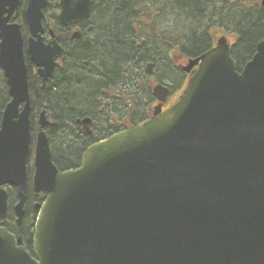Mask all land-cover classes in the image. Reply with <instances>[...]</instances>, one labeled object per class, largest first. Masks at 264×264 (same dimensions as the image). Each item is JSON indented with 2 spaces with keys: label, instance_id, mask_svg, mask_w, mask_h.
Wrapping results in <instances>:
<instances>
[{
  "label": "water",
  "instance_id": "obj_1",
  "mask_svg": "<svg viewBox=\"0 0 264 264\" xmlns=\"http://www.w3.org/2000/svg\"><path fill=\"white\" fill-rule=\"evenodd\" d=\"M48 4L29 0L26 44L20 0H0V68L10 95L0 124V223L6 187L17 189L19 224L30 187L26 56L45 86L63 53L53 32L44 42ZM60 9L63 26L78 24L90 18L91 0H61ZM196 66L168 112L160 114L169 88L158 85L157 117L92 145L78 169L55 164L41 113L31 187L44 202L33 255L0 226V264H264V40L241 72L225 36L185 71Z\"/></svg>",
  "mask_w": 264,
  "mask_h": 264
},
{
  "label": "trees",
  "instance_id": "obj_2",
  "mask_svg": "<svg viewBox=\"0 0 264 264\" xmlns=\"http://www.w3.org/2000/svg\"><path fill=\"white\" fill-rule=\"evenodd\" d=\"M20 1L17 22L26 40L29 29L25 10L29 0ZM260 3L261 0H111L103 17L97 19V0H94L91 18L85 26L91 29L88 39L73 42L68 47L65 45L64 60L56 67L44 88L27 57L33 143L28 164L30 193L25 207L27 218H32L24 219L23 228L26 220L27 224L34 221L35 215L32 208L37 197L31 182L34 141L42 109H47L55 124L48 129L54 162L59 170L67 171L79 164L90 145L85 143L86 140L75 143L72 137L70 142L68 139L72 128L68 126L74 119L92 113L95 98L104 86L114 84L118 96H123L124 103H127L122 94L124 86L130 80L136 82L139 79L144 65L154 62L157 52L161 54L164 50L171 59L179 53L182 58L194 59L208 51L215 36L221 32L235 37L232 51L242 68L255 54L258 42L264 40V7ZM59 12V0H50L44 26L52 29L58 39H63L64 27L58 19ZM171 17L175 20V25H172L175 30L166 29V25L164 27L163 22L172 21L168 19ZM61 43L65 44L63 41ZM143 43L147 45L143 46ZM9 101V88L0 68V124ZM59 131H62V135ZM58 136L57 149L53 140L58 141ZM6 189L9 210L13 215L18 202L17 189L11 186ZM24 237H28V234Z\"/></svg>",
  "mask_w": 264,
  "mask_h": 264
},
{
  "label": "flooded vegetation",
  "instance_id": "obj_3",
  "mask_svg": "<svg viewBox=\"0 0 264 264\" xmlns=\"http://www.w3.org/2000/svg\"><path fill=\"white\" fill-rule=\"evenodd\" d=\"M60 1L61 0H59V6H60ZM93 1L94 0H91V13H92V8H93ZM109 1H111V0H97V19H100L101 17H103ZM49 4H50V0H49ZM49 4H48V6H49ZM20 5H21V1H20ZM19 8H20V6H19ZM47 8H46V10H47ZM143 9H147V7H143ZM46 10H45V12H46ZM18 14H19V10H18ZM59 14H60V12H59ZM90 18H91V15H90ZM89 19H87L83 22H80L78 24H70L68 26H63L60 23L62 25V27H64L62 30V34L64 36L63 39H61V38L58 39L55 32L52 29L48 30L44 26V28H45V34L43 36L44 42L48 43L53 39L51 36V33L53 32L54 36H55L54 38L57 40V42L63 48L62 56L56 59V64H57L56 67L58 65H60L64 60L65 50H66L65 45H67V47H68L69 44H73V42L88 39V33L91 32V29H89L88 27H85V26H86V22ZM16 21H17V19H16ZM44 21H45V18H44ZM44 21H43V25H44ZM75 33H77L78 35L74 36ZM29 37H30V32H29V36L25 40L26 44L28 42ZM61 41L65 42V44L63 45V43H61ZM217 41L218 40H216V39L213 41L212 46L210 47L209 50H211L213 47H215V45L217 44ZM143 46H146V43H143ZM232 48H233V46H232ZM25 51H26V47H25ZM178 55L179 56H177L175 58L176 61L174 60L173 65L176 67V69L180 73V76L182 77V81L181 80L179 81L180 83L177 87H174L172 85L171 86L166 85L165 83L158 82V81L155 83V85L153 87H150V84H148V77L149 76H145L144 71L141 70V72H140L141 74L138 73L140 77H139V79L136 80V82L133 79V80H130L131 83L129 82L128 84H126L124 86V88L122 90V94H124L126 99L128 100L127 103H124L123 97L118 96L119 92H118V90H116V88H114V84L110 85V86H104V88L101 89V91L98 93V95L95 98V102H94L95 106H94L92 113L90 115H85L83 117L74 119V121H72L70 127L68 126V128H72V132L69 134L71 135V137H73V140H75V139H77V141L86 140L85 143H89L90 144L89 147H90V146H92V145H94V144H96L102 140L110 138L111 136H113L115 134L127 131L131 128L142 126L146 122L157 117V116H155L156 115L155 112H156L160 102L154 96L153 91H154V88L158 85L167 86L169 88V91H170L169 97H168L167 101L162 104V106L160 108V110H161L160 114H164V113L168 112L178 102L179 98L181 97L183 91L185 90V88L188 84L189 79L198 70V66H196L192 70H190L189 72L185 71V67L188 66L189 60H191L193 58H182V56H180V53ZM27 57L28 56H26V63H27ZM198 57H195L194 59H196ZM232 57L235 59V57L233 55V51H232ZM153 61H154V59H153ZM172 61H173V59H172ZM184 62L187 65L183 64ZM145 65H146L145 66L146 73L152 75V73H153L152 68L155 65V61H154V63L147 62ZM149 65H152V67L149 68ZM237 67H238L237 70L239 72H241L243 67L242 68L239 67L238 61H237ZM149 70L151 71L150 73H149ZM35 73L38 76L36 67H35ZM145 79H147V81H145ZM44 87L45 86L43 84V88ZM43 111H46L45 118L49 122L48 127L45 129L46 133L48 135L49 134L48 129L50 127L54 126L55 124L51 118V115L48 113L47 109L44 108L40 111L39 119H38V126H39V120L41 118V113ZM158 116H160V115H158ZM86 118H89L91 121L87 124H84L82 122H78V121H83ZM39 129H40V126L38 128L37 134L39 132ZM48 137H49V135H48ZM49 140H50V138H49ZM81 163H82V158H81V161L79 162V164H77L76 166H74L71 169H78L81 166ZM71 169H69V170H71ZM28 172H29V169H28ZM33 173H34V168H33ZM29 193H30V190L28 192V198H29ZM34 195L37 197V201H35L33 203V208H32L33 213H35V215L33 216L34 221H31L30 224H27L26 223L27 220H26L25 221V228H23L24 219H31L32 218V217L30 218V216L27 218V212H26V207H25V215H24V218H23L21 224H19L17 221V217H16L14 209L12 211L13 215H11L10 210H9L7 219L4 222L0 223L1 227L6 228L17 239H21L25 249L32 255H33V250H34V233H35V227H36V219L38 217L40 207L43 204V198H42L43 196L40 194H36L35 192H34ZM38 197H40V198H38ZM27 201H28V199H27ZM27 201H26V203H27ZM16 204H15V206H16ZM25 206H26V204H25ZM26 234H28V237L25 238L24 235H26ZM26 241H27V243H26Z\"/></svg>",
  "mask_w": 264,
  "mask_h": 264
},
{
  "label": "rangeland",
  "instance_id": "obj_4",
  "mask_svg": "<svg viewBox=\"0 0 264 264\" xmlns=\"http://www.w3.org/2000/svg\"><path fill=\"white\" fill-rule=\"evenodd\" d=\"M51 3L53 4L54 1ZM168 19H172V21L171 20H168V21L165 20V22H163L164 27L166 25L167 26L166 29L175 30V28L173 27L175 25L174 17H171ZM224 34L225 33H223V32L219 33L217 36H215V39L217 40L219 37L223 36ZM228 39H229V42H231V43H233L235 41V37L230 36V35H228ZM146 45H147V43H146ZM141 46H142V44H141ZM162 52L163 53H161V54L157 52L154 55L155 56L154 57L155 65L152 68V72H153L152 75L146 73V68H145L146 65H144V68L142 70L144 71L145 76H149L148 77V84H150V87H153L157 81L163 82L166 85H170V86L172 85L174 87H177L180 83L179 81L180 80L182 81V77L180 76V73L178 72V70L176 69V67L173 64H174V60L176 61L175 58L179 55L177 54V56H173V58H172L173 61H172V59L170 57H168L166 53H164V50ZM149 63H154V62H149ZM183 64H186V63L184 62ZM145 81H147V79H145ZM121 97H123V96H121ZM61 132L62 131H59L60 134H61ZM70 138H71V136H69V139H68L69 141H70ZM71 140H73V137L71 138ZM53 142H54V146H57L56 144H59V136H58V141H55V139H54ZM74 142L77 143V139H75ZM64 148L67 149V146H65ZM64 148L62 147V150H64ZM57 149H58V146H57Z\"/></svg>",
  "mask_w": 264,
  "mask_h": 264
}]
</instances>
